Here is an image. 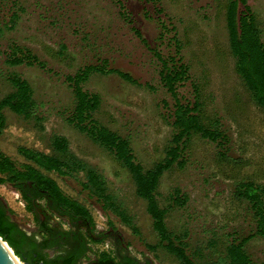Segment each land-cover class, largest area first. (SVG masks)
<instances>
[{
    "label": "rangeland",
    "instance_id": "rangeland-1",
    "mask_svg": "<svg viewBox=\"0 0 264 264\" xmlns=\"http://www.w3.org/2000/svg\"><path fill=\"white\" fill-rule=\"evenodd\" d=\"M125 1L134 25L148 45L160 44L158 13L154 6L141 0ZM160 1L166 13L164 20L177 29L184 61L200 87L208 119L220 118L231 139L228 158H225L216 143L194 136L185 166H174L167 171L159 187L162 206L169 205L175 188L188 197L185 206H175L169 211L167 224L175 233L187 234L192 252L199 251L195 256L199 264H209L225 256L232 239H241L256 229L249 204L235 198L234 190L240 181L264 184V110L255 103L236 71L226 22L227 0ZM248 3L264 40V0H248ZM14 12L18 13V19L10 29L6 24ZM132 26L120 17L112 0H0V27L3 29L0 34V99L11 90L7 76L19 73L34 89L41 118L39 121L25 119L6 110L7 127L0 135V150L24 161L18 154L19 146L51 154L52 137H66L70 150L104 176L108 191L133 216L139 229V234H135L111 212H104L96 199L82 190L83 172L75 178L51 174L66 194L89 209L96 225L92 234L120 236L127 252L141 261L179 264L163 247L149 248L148 245L158 244V234L147 212L146 201L136 195L128 171L67 121L75 103L65 76L106 58L112 67L130 73L141 85L128 83L116 74L93 75L85 88L99 93L102 98L96 117L131 140L138 160L146 168L164 158L173 128L164 118L162 105L163 101L171 104L172 100L161 86L153 51L141 42ZM12 41L31 48L46 61L51 71L9 65L4 51ZM161 48L167 52L166 48ZM183 90L192 98L190 83ZM0 197L13 210L11 217L21 229L28 234L38 230L35 214L26 208L18 191L9 184H0ZM39 205L51 224L69 228L67 217L56 213L44 200H40ZM110 219L115 228L111 227ZM81 223L75 221L79 231L85 234L87 228ZM89 245L94 252H118L111 238ZM246 250L254 264H264L263 237L252 238Z\"/></svg>",
    "mask_w": 264,
    "mask_h": 264
},
{
    "label": "trees",
    "instance_id": "trees-1",
    "mask_svg": "<svg viewBox=\"0 0 264 264\" xmlns=\"http://www.w3.org/2000/svg\"><path fill=\"white\" fill-rule=\"evenodd\" d=\"M112 1L118 7L120 17L133 25L134 32L141 42L153 51L157 60L161 86L172 100L171 104L163 101L162 105L164 118L173 128L172 138L166 147L164 158L152 167L146 168L138 160L131 140L107 127L96 117L102 98L99 93L85 88L93 75L116 74L128 83L141 85L130 73L112 67L106 58L99 59L97 63L86 64L74 74L65 76V82L73 92L75 103L67 121L80 133L109 152L130 174L135 184L136 195L146 201L147 212L158 234V244L148 245L149 248L155 250L158 246L163 247L179 264H199L195 258L199 251L195 249L192 252L186 240L187 234H177L167 224L169 211L175 206H185L188 197L179 188H175L170 194L169 205L162 206L159 200L161 179L174 166L181 168L185 166L187 151L194 136L216 143L225 158H228L231 139L220 118L208 119L204 102L201 100L200 87L191 75L190 66L184 61L183 47L177 29L171 22L167 23L164 20L163 16L166 13L161 1L141 0L145 4H152L158 13L160 32L157 40L160 44L155 47L148 45L134 25L126 1ZM14 5L19 6L18 3ZM17 19L18 13L14 12L6 26L10 29L14 28ZM226 22L236 71L255 103L264 110V40L248 0H227ZM2 30L0 27V34ZM161 47L166 48L167 52ZM4 53L9 65L35 66L47 72L51 71L46 61L31 48L17 41L10 42ZM7 81L11 90L0 99V135L7 127L6 110L25 119L41 120L30 82L16 72L10 73ZM187 83L192 85V98L183 90ZM146 86L152 88L151 85ZM51 146V154L19 146L18 154L24 161L0 150V184H9L21 194L26 208L35 214L38 225V232L33 234L21 229L11 217L13 210L0 197V236L9 243L16 255L30 264H75V255L78 258L86 257V252L91 249L90 242L99 241L92 234L96 225L89 209L78 199L66 194L51 176L53 173L60 177L75 178L78 173L83 172L85 180L80 183L82 190L95 198L104 212H111L135 234H139L133 216L108 191L104 176L70 150L67 138L54 135ZM234 197L249 204L256 221V229L241 239H232L226 247L225 256L217 261H210L209 264H254L246 250V244L255 236L264 238V184L253 180L240 181L235 186ZM40 200H44L56 213L70 220L80 221L86 226L85 234L80 231L74 232V237L82 246L75 255L72 251H67L65 254L56 251L54 255L49 253L63 236L70 237L71 231H65L60 229V226L51 224L48 216L41 219L37 212ZM109 223L115 228L113 220L110 219ZM95 258L88 264H151L150 261H141L122 251L117 253L96 251Z\"/></svg>",
    "mask_w": 264,
    "mask_h": 264
},
{
    "label": "flooded vegetation",
    "instance_id": "flooded-vegetation-1",
    "mask_svg": "<svg viewBox=\"0 0 264 264\" xmlns=\"http://www.w3.org/2000/svg\"><path fill=\"white\" fill-rule=\"evenodd\" d=\"M69 221V228L64 229L62 227H60V229H64L65 231H71L70 237L67 236H63L62 239L59 240V243L56 244L53 248H51V250H49V253L51 255H54L56 253V251H58V253H67V251H72L74 253V255L81 250V243L78 241L77 238L74 237V232H78L79 229L76 227L77 225H75V221L71 222V220L69 218H67ZM76 262L75 264H88L90 261L95 260V252L92 250V248L90 250H88L86 252V257L81 256V257H76Z\"/></svg>",
    "mask_w": 264,
    "mask_h": 264
},
{
    "label": "water",
    "instance_id": "water-1",
    "mask_svg": "<svg viewBox=\"0 0 264 264\" xmlns=\"http://www.w3.org/2000/svg\"><path fill=\"white\" fill-rule=\"evenodd\" d=\"M37 212H38V215L40 216V218L41 219H44L47 215H46V213L40 208V207H38L37 208ZM81 224H83V223H81ZM81 224H79V225H81ZM78 227V226H77ZM38 231V230H37ZM37 231L36 232H34V233H37ZM31 234H33V233H31ZM0 238H2L1 236H0ZM95 238L97 239V240H101V239H103V238H111V239H113L114 241H115V243H116V246H117V250L118 251H122V252H125V253H127V254H129L128 252H127V250H126V248H125V246H124V243H123V240H122V238L120 237V236H118V235H114V234H111V235H106V236H95ZM3 239V238H2ZM4 240V239H3ZM5 241V240H4ZM6 242V241H5ZM4 242L3 241H1V239H0V264H15L14 263V259H13V256L9 253V251L6 249V247H5V245L3 244ZM8 245H9V243L8 242H6ZM10 246V245H9ZM11 247V246H10ZM12 248V247H11ZM13 249V248H12ZM130 255V254H129ZM21 260V259H20ZM22 262L24 263V264H30V263H28V262H26V261H24V260H22Z\"/></svg>",
    "mask_w": 264,
    "mask_h": 264
},
{
    "label": "bare ground",
    "instance_id": "bare-ground-1",
    "mask_svg": "<svg viewBox=\"0 0 264 264\" xmlns=\"http://www.w3.org/2000/svg\"><path fill=\"white\" fill-rule=\"evenodd\" d=\"M1 239V241H3L4 243V245H5V247H6V249L9 251V253L13 256V259H14V263L15 264H24L23 262H22V260H20V258L16 255V253L14 252V250L2 239V238H0Z\"/></svg>",
    "mask_w": 264,
    "mask_h": 264
}]
</instances>
